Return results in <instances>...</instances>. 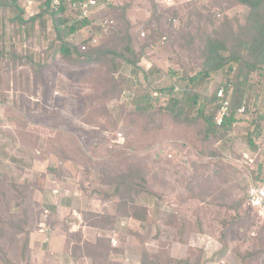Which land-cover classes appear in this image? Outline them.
<instances>
[{
  "label": "rangeland",
  "instance_id": "rangeland-1",
  "mask_svg": "<svg viewBox=\"0 0 264 264\" xmlns=\"http://www.w3.org/2000/svg\"><path fill=\"white\" fill-rule=\"evenodd\" d=\"M99 1L96 17L65 41L134 61L117 58L115 72L65 61L49 15L44 28L36 21L26 32L0 10V264L20 263L40 223L66 230L81 222L118 235L111 251L104 238L90 246L71 236L93 264H264V218L245 204L256 169L264 170V147L255 144L264 135V69L250 75L246 112L228 133L205 139L201 123L175 124L168 112L185 80L197 77L198 102L226 83L220 71L198 76L204 43L243 33L248 7L184 0L158 11L152 0ZM30 12L24 20L39 3ZM138 90L157 98L144 113L129 101ZM134 165L148 191L119 186ZM129 218L138 223L117 230Z\"/></svg>",
  "mask_w": 264,
  "mask_h": 264
},
{
  "label": "trees",
  "instance_id": "trees-1",
  "mask_svg": "<svg viewBox=\"0 0 264 264\" xmlns=\"http://www.w3.org/2000/svg\"><path fill=\"white\" fill-rule=\"evenodd\" d=\"M31 1L39 3L40 12L27 20L23 19L24 12L19 6V0H0V10L11 12L13 16L10 21L23 28L26 32L33 29L36 21H38L40 28H44L45 17L49 15L54 31L58 36L59 44L57 50L65 61L75 65L105 63L108 64L111 72H115L114 64L117 58L134 64V61L129 60L123 53L113 50L94 49L93 51H80L78 46L66 42L65 39L81 28L88 26V22H91V20L75 21L67 24V19L64 15L50 12L49 0ZM237 2L249 9L246 23L242 26L244 32L231 33L227 38L219 36L208 37L202 50L203 64L198 74V76L206 77L211 73L220 71L224 73V76H227L226 83L219 85L211 97H205L201 102H198L194 90L197 77H191L185 80L186 85L181 96L177 99L171 98L169 100L168 112L173 122L186 126L201 123L199 133L205 139H209V136L216 137L221 135V133H228L231 130L238 109L244 106L246 112V105L242 98L243 90L250 75L264 69V0H237ZM91 38L90 36L85 43ZM127 46H125L124 51L131 55V49ZM0 54L2 55L3 53L0 52ZM231 85L233 92L230 97L228 92ZM219 88H223L224 98H228V116L218 126L215 124V117L219 110L216 97V92ZM153 99L147 92L138 90L130 97L129 101L135 111L144 113L150 109V102ZM258 135L259 132L254 133V136ZM253 144L252 140L248 139L250 148H253ZM141 174L139 166L130 167L127 174L129 181L122 180L119 186H129L130 189L136 187V192L148 191L147 181ZM117 191L118 186L115 189V193ZM27 249L28 242L23 247L22 259H24ZM177 264H185V262L178 261Z\"/></svg>",
  "mask_w": 264,
  "mask_h": 264
},
{
  "label": "crops",
  "instance_id": "crops-1",
  "mask_svg": "<svg viewBox=\"0 0 264 264\" xmlns=\"http://www.w3.org/2000/svg\"><path fill=\"white\" fill-rule=\"evenodd\" d=\"M54 192L58 193L60 191L56 190ZM65 207L68 209L66 210V214L69 216L70 208L69 206ZM55 220L58 223L63 221L62 218H56ZM132 223L136 224L138 221L130 218L127 220L120 219L116 224L118 226L117 230L120 231V229ZM39 227L38 231H34L30 235L27 249L29 254L26 252L24 259L20 257L19 264H27V261L30 264H93L94 258L91 253V255L81 254V251H75L76 243L71 240V236L76 232L80 234L81 242H86L91 246L92 244H96L100 238H104L109 250L113 249L110 245V237L113 232H116L115 229L110 228L103 231L94 225H83L82 222L80 225L75 223L70 224L66 230L57 226L50 228L49 226H45L44 223H40ZM102 234H106V237L102 236ZM43 244H45L44 247ZM112 259L110 261L114 262L115 258Z\"/></svg>",
  "mask_w": 264,
  "mask_h": 264
},
{
  "label": "built area",
  "instance_id": "built-area-1",
  "mask_svg": "<svg viewBox=\"0 0 264 264\" xmlns=\"http://www.w3.org/2000/svg\"><path fill=\"white\" fill-rule=\"evenodd\" d=\"M155 8L158 11L169 10L177 7L183 3L184 0H152ZM38 3L31 0H24L23 10L25 13H31V7ZM103 4L99 0H49V10L57 14L64 15L66 18L71 15L73 21L92 20L98 12L102 9ZM107 24V21L104 22ZM94 42L95 39H92ZM85 50V46L81 47ZM218 99L219 110L215 117V124L220 125L225 117L228 116V98H224L223 88H219L216 92ZM245 112L244 106H241L237 114L242 115ZM258 150L264 147V135H261L259 140L255 143ZM242 161L252 163L250 155L243 154ZM264 168V166H263ZM246 206L258 213L259 216L264 218V170L263 175L256 169L255 176L250 180L246 192ZM118 235L116 232L112 233L110 237V245L112 248L117 247Z\"/></svg>",
  "mask_w": 264,
  "mask_h": 264
}]
</instances>
